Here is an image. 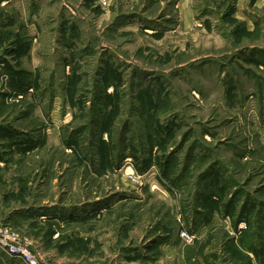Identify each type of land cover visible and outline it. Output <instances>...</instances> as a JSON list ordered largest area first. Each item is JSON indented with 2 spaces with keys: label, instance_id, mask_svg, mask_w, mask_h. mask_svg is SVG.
Masks as SVG:
<instances>
[{
  "label": "rangeland",
  "instance_id": "obj_1",
  "mask_svg": "<svg viewBox=\"0 0 264 264\" xmlns=\"http://www.w3.org/2000/svg\"><path fill=\"white\" fill-rule=\"evenodd\" d=\"M0 71V223L45 264H264V0H0Z\"/></svg>",
  "mask_w": 264,
  "mask_h": 264
},
{
  "label": "built area",
  "instance_id": "obj_2",
  "mask_svg": "<svg viewBox=\"0 0 264 264\" xmlns=\"http://www.w3.org/2000/svg\"><path fill=\"white\" fill-rule=\"evenodd\" d=\"M9 80L7 73L0 71V87L6 85ZM3 94H6L5 100L11 101L8 92L1 90ZM18 97H22L20 94H17ZM132 163L129 159L125 160L122 169L125 171V175L128 177L129 181H137V175L134 174ZM184 239L189 241L192 239V235L189 233L182 232L180 234ZM5 257L8 261H17L21 264H45L40 256L31 248L30 243L20 237V235L12 229L9 225L0 223V258ZM7 264V263H5Z\"/></svg>",
  "mask_w": 264,
  "mask_h": 264
},
{
  "label": "trees",
  "instance_id": "obj_3",
  "mask_svg": "<svg viewBox=\"0 0 264 264\" xmlns=\"http://www.w3.org/2000/svg\"><path fill=\"white\" fill-rule=\"evenodd\" d=\"M0 264H3V263L0 261Z\"/></svg>",
  "mask_w": 264,
  "mask_h": 264
}]
</instances>
